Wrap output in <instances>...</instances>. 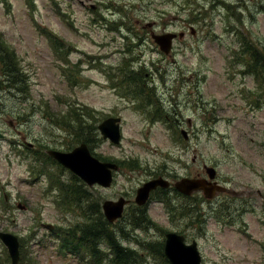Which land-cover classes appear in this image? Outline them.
Masks as SVG:
<instances>
[{
  "label": "rangeland",
  "instance_id": "1",
  "mask_svg": "<svg viewBox=\"0 0 264 264\" xmlns=\"http://www.w3.org/2000/svg\"><path fill=\"white\" fill-rule=\"evenodd\" d=\"M57 1L59 6L54 0H0V53L11 49L27 81L24 91L7 86V81L0 84V133L5 135L0 138V233L20 238L25 264H91L86 250L61 252L66 251L61 238L68 237L63 228L79 236L90 223L107 220L105 201L120 203L124 193L134 194L143 183L167 172L172 183L200 177L207 165L230 187L219 198H213L217 191L207 197L212 202L203 201L206 196L199 191L190 199L171 190L174 210L167 212L168 202L161 199L168 194L163 192L164 197L152 198L145 207L143 225L132 223L144 212L131 207L116 223L96 227L113 231L119 242L143 255L142 262L138 256L131 264H167L161 250L151 252L149 245L163 247L168 231L184 234L187 242L198 240L202 264H264V93L259 95L264 89L235 55L242 40L264 48V0H105L104 27L95 24L86 8L96 0ZM111 21H122V30H111ZM39 24L62 40L68 61L55 52ZM187 24H194L195 36L186 32ZM130 30L146 39L153 30L187 33L172 42L170 53L157 50L147 57L149 51L142 47L144 60L150 58L153 66L133 64L135 71L141 65L148 68L141 74L144 93L137 97L119 83L122 77L116 70L137 54L135 49L124 60L122 33ZM131 39L137 42L136 36ZM72 46L94 58L78 50L70 53ZM75 63L84 71L73 84L64 72ZM254 99L262 101L255 104ZM72 109L90 112L82 115L89 128L80 138L79 122L74 127L56 122L57 117L73 122L67 119ZM110 116L121 118L117 145L104 139L97 127ZM83 138L90 139L95 155L135 161L139 167L121 169L110 187H90L45 154L50 149L72 151ZM67 185L84 190V196L71 200ZM181 202L189 210L175 206ZM220 207V215L231 213L228 221L217 217ZM48 224L58 227L61 235L50 232ZM96 244L111 251L106 232ZM101 257L97 264H112L108 256ZM0 264H12L1 239Z\"/></svg>",
  "mask_w": 264,
  "mask_h": 264
},
{
  "label": "water",
  "instance_id": "2",
  "mask_svg": "<svg viewBox=\"0 0 264 264\" xmlns=\"http://www.w3.org/2000/svg\"><path fill=\"white\" fill-rule=\"evenodd\" d=\"M177 36L176 33L167 32L164 34H156L154 38L160 45V48L169 53L172 49L173 39ZM120 117H110L104 120L99 129L105 139H110L113 143L118 144L121 140V131L119 121ZM185 138L188 137L187 132L183 131ZM3 134L0 133V137ZM49 154L55 158L63 166L71 169L75 174L80 176L88 185L100 184L103 186H110L113 180L112 170L117 169L118 166L111 162L101 161L99 158L93 156L88 145L82 143L75 147L72 151L63 152L59 150H50ZM206 171L209 178L215 177V169L207 167ZM169 182L162 178H155L138 189L136 200L139 204L147 202L151 190L157 186L168 187ZM176 188L184 194H191L194 191L202 190L207 197L213 196L215 191L223 189V187L209 182L205 178H190L183 177L175 183ZM126 201L112 202L108 200L104 203V210L106 216L110 221H114L123 213L124 204ZM0 238L7 246L9 254L12 258L13 264H18L20 260V242L16 235L1 232ZM185 237L176 232H169L167 234L165 254L169 257L172 264H202V255L198 248V243L194 240L192 243H185Z\"/></svg>",
  "mask_w": 264,
  "mask_h": 264
},
{
  "label": "trees",
  "instance_id": "3",
  "mask_svg": "<svg viewBox=\"0 0 264 264\" xmlns=\"http://www.w3.org/2000/svg\"><path fill=\"white\" fill-rule=\"evenodd\" d=\"M241 51L237 52L235 51V55L237 57V62L241 63L245 72L249 75H252L256 81L258 82V87L259 89H264V48L263 47H258L256 43L254 42H249L246 40H242L241 41ZM15 54L11 51V49H7L5 52L0 53V62H1V70L3 72V79H0V84H4V81H7L9 85L7 86H12V85H18L20 91H24L25 87H26V79L23 75V73L21 72L20 68H17L16 65V60L14 58ZM254 93V92H253ZM264 91L259 93V95H263ZM257 94V93H256ZM261 99H254L253 102L256 104L260 101ZM262 101V100H261ZM88 111V109H87ZM80 112L78 110L72 109L68 112V115L71 116V118H69L67 116V119H71V121L73 122H60V118L57 117L56 122L61 124V125H66L68 124L71 127H74V124H76L77 122H79V125L76 124L77 127H79V130H76V137L80 138L81 135H83L87 129L89 128V125H87V123L82 119V115L83 114H89L90 112ZM79 115L80 119L75 120V116ZM83 122L84 125L83 126ZM68 126V127H69ZM94 129L96 130L97 127L93 126ZM78 133V134H77ZM83 141L86 143H90V139L88 138H83ZM49 147V146H48ZM46 154V153H45ZM48 156V155H47ZM100 158L102 160H107L108 158H104L101 157ZM52 163L56 162L53 158H51ZM131 165L136 166V162L133 161V163ZM61 167V165H59ZM67 194L70 193L71 197L73 198V200L75 199H80L81 197H83V193L85 192L84 190H80V189H75L72 185L67 186ZM76 194H82L81 196H79V198L76 196ZM144 212V211H143ZM144 215V217L146 216V220H147V215L144 213H142ZM106 223V220H102L99 223H90L91 228H89V230H85L83 228V232L81 233V235L77 236L75 234L72 233L71 235V239L69 238V242H71V245H73L74 247L70 248V247H66V250H73L75 251V248L77 249V251L80 252H85L84 250H86V252L90 255L91 257V264H97L98 261L101 259H104V257H101L103 254H106V258L107 256L110 259V262L112 264H131L134 263V260L136 261L138 256H141V260L138 261V263L142 262L143 259V255L139 253L138 250H136V248L131 247V246H127V245H123L121 242H119V240L117 239V237L115 236V234L113 233V231H108L106 228V231L103 230L104 228H97L96 226H98L97 224ZM104 232H106V236H107V241H108V245L111 249L110 253H106L105 251L103 252L98 246H96L97 241L100 237V235H102ZM71 240V241H70ZM161 245V244H160ZM160 245H156V244H150L152 250H154L157 253L158 250H163V247ZM22 257H21V264H25L27 260V256L25 253H21ZM85 256V254H84ZM163 256V254L161 255V257ZM134 259V260H133ZM164 260L166 261L167 264H169V262H167V260L164 258ZM29 261H33V257L31 259V257H29Z\"/></svg>",
  "mask_w": 264,
  "mask_h": 264
},
{
  "label": "flooded vegetation",
  "instance_id": "4",
  "mask_svg": "<svg viewBox=\"0 0 264 264\" xmlns=\"http://www.w3.org/2000/svg\"><path fill=\"white\" fill-rule=\"evenodd\" d=\"M97 1V3L93 6V5H87L86 6V8L87 9H89L90 11H91V13L93 14V11H92V9H94V10H97L98 9V11H102V14H104V12H103V9H102V3H104L105 2V0H96ZM84 1H82V4H84L83 3ZM87 4V3H86ZM93 18V20H94V22H95V24L96 25H99L100 24V26H102V27H104V25H105V18L101 15V14H97L95 17H92ZM122 24H124L123 22L122 23H120V24H116V23H113L112 24V27H113V29L114 30H117L118 32H120L121 30H122V27H120V25H122ZM192 26H194V24H192V25H189V24H187L186 26H184L187 30H186V32H190V34H191V36H195L197 33H196V30L197 29H192ZM79 29L77 28V31H78ZM126 33H122L123 35H122V39L123 40H125V43H124V47L126 48V51H124V52H122L124 55H125V57H124V60L126 59V57L127 56H129L135 49H136V51H137V54H136V56L135 57H130V59L129 60H127L126 62H124V64H122L120 67H116V70H117V73H121V79H120V84H122V85H128V87H127V91L129 92V94H132V95H135L136 97L137 96H142L143 95V93H144V90H143V88H142V85H141V81L143 80V78H142V76H141V74H142V72L144 71V70H148V68L147 67H144L143 65H145L146 66V64H148V62H150L151 61V59L149 58V59H147V61L146 60H144V50L142 49V47H147V50L149 51V55L147 56V57H149V56H152V52L154 53V52H156L157 50H160V51H162L161 50V48H160V46L157 44V42H156V39L154 38V35H156V34H158V33H165V31H161V32H158V33H154V30L151 32V37L150 38H145V36L143 37V36H140L137 32H135L134 30H130V31H125ZM187 33H185V31H180L179 33H178V35H177V37L174 39V40H178V39H180V40H183L186 36ZM137 37V42H135V43H133L132 42V39L131 38H133V37ZM155 46V48H153ZM74 50H78L79 52H81L83 55H85V56H87L88 58H94L93 56H90L87 52H85L84 50H83V48H79L78 46H72L71 47V49H70V53L71 52H73ZM170 53V52H169ZM64 56H65V58H66V61H68V52L67 51H65V54H64ZM100 58H103L102 56L100 57ZM133 58H135V59H133ZM80 63H82V61L80 60L79 61ZM143 63V65H141L136 71L133 69L132 70V67H133V64L134 63ZM80 63H75L76 64V66H77V68H76V66H75V64H71V66H72V70H71V68L69 69V71H67V70H65V72H64V76H66V77H69L71 80H72V82H76L77 83V81H78V79H79V77L80 76H83V69L81 70V65H79ZM150 64H151V66H153V64H152V62H150ZM149 64V65H150ZM80 66V67H79ZM82 67H86V66H82ZM98 68H100L99 66H98ZM101 72V71H100ZM102 73V72H101ZM148 74V73H147ZM116 78H119L118 76H116ZM115 86V85H114ZM121 91V90H120ZM159 112H160V110L159 109H157ZM164 123H168L169 124V119L167 118V117H165V122ZM182 130H185L184 128H182L181 129V131ZM114 160V159H113ZM114 162H116L117 163V165H118V170H126L127 168H137V167H139V166H134V165H131L132 163H133V161H130V162H128V161H122V160H114ZM215 171H216V169H215ZM200 175V177H205L206 176V173H205V175H203V174H199ZM158 177H164V178H166V179H168L169 180V172H167V173H165V175H158ZM208 177V176H207ZM154 178H157V177H154ZM154 178H152V179H154ZM150 180V179H149ZM211 180V181H210ZM209 182H212L213 184H219V185H221V186H223L224 188L223 189H221L220 191H217L216 193L217 194H215V196L213 197L214 199L215 198H219L223 193H225L224 191H227L230 187L227 185V183H228V181L227 180H224V179H220L219 177H218V173H217V171L215 172V177L213 178V179H209ZM171 184H173L172 183V181H171ZM171 190H174V191H176L175 189H174V187H166V188H163V187H158V188H156L155 190H153L152 192H151V194H150V197H149V199L147 200V202L146 203H144V204H139L138 202H137V200H136V196H137V191H138V188L136 189V191H135V193L134 194H130V193H128V192H126V193H124V199L123 200H125V201H127L128 203H127V205L125 206V209H124V211H123V216L121 217V218H123L124 216H125V214L127 213V211H129V209L131 208V207H133V208H135V209H137V210H140V211H146V209L147 208H145V207H148V205H149V203H150V201L152 200V198L154 199V198H159V199H161L160 197H164V196H162L161 194L163 193V192H166V194H168V197L167 198H164V199H161V200H163V201H167L168 202V206H167V208H166V210H167V212H169V191L171 192ZM177 192H180V191H177ZM200 193H203L202 191H199ZM181 193V192H180ZM182 194V193H181ZM193 194L194 193H192V194H189V195H187V194H182L181 195V197H183L184 196V198H186V197H190V199L191 198H193L194 196H193ZM204 194V193H203ZM220 194V195H219ZM200 195V194H199ZM191 196H193V197H191ZM200 197H203V195H200ZM204 197H205V194H204ZM206 199H203V201L204 200H206V201H208V202H212L211 200H214L213 198L212 199H209V198H207V197H205ZM170 200H172V199H170ZM186 202V201H185ZM185 202H181L180 203V205H182L183 207H180V205H175L179 210H184V209H188V207L187 206H184L182 203H185ZM192 202V201H191ZM126 209H127V211H126ZM223 208L222 207H220L219 209H217V210H219V213H216V215H217V217L218 218H220V219H223L224 221H228L227 219L229 218V217H231V213H224V216H222V215H220L221 214V212H223V210H222ZM189 210V209H188ZM121 218H119V219H117V220H115V221H113L112 222V224L113 223H116V221H119V220H121ZM168 218H169V216H168ZM107 222H106V224H108L109 225V223L110 222H108V220H106ZM144 221H146V216L144 217V215L143 214H141V215H138V216H136L133 220H132V223L133 224H135V225H139V224H144L143 222ZM169 232V231H168ZM168 262H169V260H168Z\"/></svg>",
  "mask_w": 264,
  "mask_h": 264
}]
</instances>
